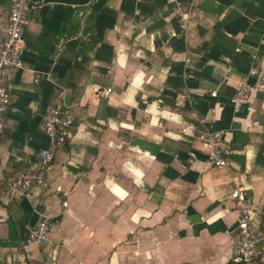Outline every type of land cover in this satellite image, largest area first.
Wrapping results in <instances>:
<instances>
[{"label":"crops","instance_id":"crops-1","mask_svg":"<svg viewBox=\"0 0 264 264\" xmlns=\"http://www.w3.org/2000/svg\"><path fill=\"white\" fill-rule=\"evenodd\" d=\"M9 12L0 0V40ZM30 15L0 139V264H228L236 186L264 234V92L233 101L264 68V0H31ZM53 101L72 108L70 137L44 184L11 200L8 182L47 144ZM192 123L223 131L226 167L182 130ZM43 217L48 242L27 244ZM256 250L264 264V236Z\"/></svg>","mask_w":264,"mask_h":264},{"label":"built area","instance_id":"built-area-1","mask_svg":"<svg viewBox=\"0 0 264 264\" xmlns=\"http://www.w3.org/2000/svg\"><path fill=\"white\" fill-rule=\"evenodd\" d=\"M30 4L31 0H10L9 17L0 40V139L9 128L7 111L10 104V72L24 68V32L31 22ZM178 18L181 29L185 30L190 18L188 8H180ZM78 36L83 42H88L91 40L92 32L79 33ZM249 76L253 78V81H249L247 77L240 80L239 87L233 96L234 102L246 100L255 92H264V68H252ZM35 82H39V78H35ZM111 92V87L96 89L99 97L107 96ZM73 120L70 105L53 101L45 106L42 125L47 144L39 149L29 167L17 173L8 182L5 194L9 199L19 201L28 195L32 187L44 184L57 152L65 147L70 137ZM188 129H191L195 137L208 146L206 159L211 165L219 168L228 165V145L223 138L222 130L200 129L194 123L185 126L182 130L186 132ZM231 195L235 201L238 218L228 264H253L257 256V243L264 234L257 233L252 227L255 209L247 190L236 186ZM50 228L48 218L43 217L29 229L26 243L38 247L45 245L49 240Z\"/></svg>","mask_w":264,"mask_h":264}]
</instances>
